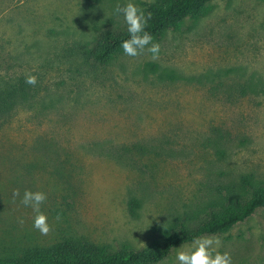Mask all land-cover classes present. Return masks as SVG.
Here are the masks:
<instances>
[{"label":"rangeland","instance_id":"374dc122","mask_svg":"<svg viewBox=\"0 0 264 264\" xmlns=\"http://www.w3.org/2000/svg\"><path fill=\"white\" fill-rule=\"evenodd\" d=\"M126 2L0 0V90L37 79L0 117V259L77 237L142 251L219 214L242 177L264 187V0L214 1L152 42L155 59L145 49L93 71L69 48L122 26ZM25 190L46 194L47 235ZM212 237L232 264H264V208ZM177 248L156 264H178Z\"/></svg>","mask_w":264,"mask_h":264},{"label":"trees","instance_id":"16d2710c","mask_svg":"<svg viewBox=\"0 0 264 264\" xmlns=\"http://www.w3.org/2000/svg\"><path fill=\"white\" fill-rule=\"evenodd\" d=\"M214 1L217 0H155L152 3H142L138 8L146 15L151 13L146 31L152 35V42H155L169 31L181 30L186 20L206 17ZM96 2L97 0H87L90 6ZM127 38V25L123 23L118 28L102 31L92 42L73 45L69 51L93 71H97L124 55L120 43ZM150 65L156 68V65ZM34 93L36 84H26L25 78L0 90V117L10 114L19 102L27 101ZM261 185L263 184H256L253 175L242 177L237 184L224 189L219 214L212 213L194 228L181 226L173 234L142 251L111 252L84 237H77L65 239L49 248L24 249L21 256L0 259V264H156L165 259L173 249L191 243L193 237L225 234L258 209L264 208V187H258ZM234 192L239 194L238 198H235ZM139 207L140 202L136 199L128 203L132 215L136 214Z\"/></svg>","mask_w":264,"mask_h":264},{"label":"clouds","instance_id":"9594fccd","mask_svg":"<svg viewBox=\"0 0 264 264\" xmlns=\"http://www.w3.org/2000/svg\"><path fill=\"white\" fill-rule=\"evenodd\" d=\"M113 12L116 15H122L123 22L127 25L128 38L120 43L123 53L135 57L146 49L155 59L159 53V44L152 43L153 37L146 31L151 13L146 15L142 9L138 8L134 0H127L123 5L117 4ZM25 83L35 85L37 83L36 76L26 75ZM17 195L19 192L14 191L13 196ZM45 200L44 192L31 190H25L21 199V203L25 207H30L34 213L32 227L42 235H47L51 228L48 217L41 208ZM213 245L216 247L220 245L219 237H193L187 248L183 246L177 248L175 260L178 264H232L230 255L227 252L216 251Z\"/></svg>","mask_w":264,"mask_h":264}]
</instances>
